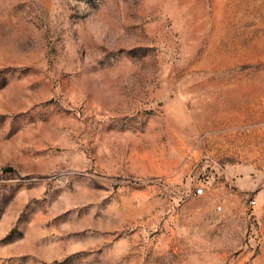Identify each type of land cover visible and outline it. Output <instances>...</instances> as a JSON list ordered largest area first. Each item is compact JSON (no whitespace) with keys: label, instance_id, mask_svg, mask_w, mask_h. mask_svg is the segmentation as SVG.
Listing matches in <instances>:
<instances>
[{"label":"rangeland","instance_id":"1","mask_svg":"<svg viewBox=\"0 0 264 264\" xmlns=\"http://www.w3.org/2000/svg\"><path fill=\"white\" fill-rule=\"evenodd\" d=\"M0 264H264V0H0Z\"/></svg>","mask_w":264,"mask_h":264},{"label":"built area","instance_id":"2","mask_svg":"<svg viewBox=\"0 0 264 264\" xmlns=\"http://www.w3.org/2000/svg\"><path fill=\"white\" fill-rule=\"evenodd\" d=\"M203 192H204V187H203V186H199V187L196 189V193H197V194H201V193H203ZM251 203H252V204H255V203H256V200H255V199L251 200Z\"/></svg>","mask_w":264,"mask_h":264},{"label":"crops","instance_id":"3","mask_svg":"<svg viewBox=\"0 0 264 264\" xmlns=\"http://www.w3.org/2000/svg\"><path fill=\"white\" fill-rule=\"evenodd\" d=\"M210 189L207 190V192L209 191Z\"/></svg>","mask_w":264,"mask_h":264}]
</instances>
